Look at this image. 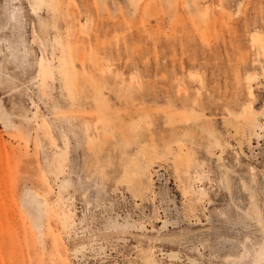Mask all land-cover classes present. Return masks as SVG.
I'll list each match as a JSON object with an SVG mask.
<instances>
[{
    "label": "rangeland",
    "instance_id": "rangeland-1",
    "mask_svg": "<svg viewBox=\"0 0 264 264\" xmlns=\"http://www.w3.org/2000/svg\"><path fill=\"white\" fill-rule=\"evenodd\" d=\"M134 4L0 0V264H264V0Z\"/></svg>",
    "mask_w": 264,
    "mask_h": 264
},
{
    "label": "bare ground",
    "instance_id": "bare-ground-1",
    "mask_svg": "<svg viewBox=\"0 0 264 264\" xmlns=\"http://www.w3.org/2000/svg\"><path fill=\"white\" fill-rule=\"evenodd\" d=\"M130 1V3L132 4V5H134L135 6V0H129ZM133 6V7H134ZM15 9L13 10V12H12V17L15 19L16 18V15L14 14L15 13ZM264 38V37H263ZM263 38H262V36L261 35H259V34H257V33H255V34H253L252 35V37H251V44L252 45H254V46H256L259 50H260V52L261 53H263V51H264V40H263ZM264 54V53H263ZM251 79V78H250ZM250 79H248V80H250ZM250 82V81H249ZM249 95H251V92H249ZM252 113L250 112V107H245V110H244V116H245V118H251L252 117ZM37 196V195H36ZM43 257H45V256H43ZM50 258V264H55V261H54V259H53V257L51 256V257H49ZM259 258L260 259H263L264 258V246H263V248H262V250L260 251V253H259ZM41 264H44V263H41Z\"/></svg>",
    "mask_w": 264,
    "mask_h": 264
}]
</instances>
